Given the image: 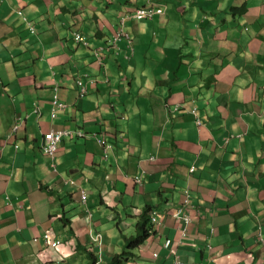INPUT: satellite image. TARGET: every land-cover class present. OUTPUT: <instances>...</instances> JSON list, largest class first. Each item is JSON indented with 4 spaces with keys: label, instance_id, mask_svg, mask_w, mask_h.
Listing matches in <instances>:
<instances>
[{
    "label": "crops",
    "instance_id": "crops-1",
    "mask_svg": "<svg viewBox=\"0 0 264 264\" xmlns=\"http://www.w3.org/2000/svg\"><path fill=\"white\" fill-rule=\"evenodd\" d=\"M164 1L171 4L163 22L171 16L168 27L175 36L189 30V37L182 34L181 39L186 46L179 51L176 43L166 44L161 26L144 24L147 30L143 39L138 37L137 60L123 62L128 49L120 43L119 56L105 61L111 83L95 86L98 91L70 113L93 117L85 125L88 131L103 133L108 143L126 145L116 147L119 170L102 160L94 141L79 144L66 138L53 160L39 150L45 133L75 130L77 123L67 113L51 118L49 99L55 79L48 63L36 58L40 48H30L35 39L29 38L20 57L33 60L32 65L24 70L19 65L16 71L0 66V264L90 261L84 251L76 250L90 244L93 229L105 230V241L112 238L107 255L112 258L117 253L111 245L117 240L116 230L123 239L127 237L122 230L129 223L126 214H138L132 206L145 205L165 214L157 236L142 249L146 260L159 253L155 264H175L178 258L184 264H264V0ZM175 3L187 5L186 12L177 11ZM243 4H248L246 15L232 16L231 8ZM9 8L5 16L14 20L11 9L17 5ZM38 8L42 5L36 3L31 9L38 13ZM85 18L82 29L95 35L96 21L91 14ZM44 26L42 35L30 37L40 38L55 48L52 51L64 52L53 59V66L59 70L63 63L71 64L63 77L66 84L75 87L77 76L92 78L97 73L100 67L91 52L65 40L67 26ZM243 26L250 30L243 31ZM136 28L130 24L131 31ZM105 32H99L91 45L104 43L114 33ZM153 34L157 35L154 41L162 43L155 54L148 46ZM3 58H10L9 51L0 54ZM123 71L131 75L124 81ZM61 73L56 80H61ZM68 90L62 91L67 101ZM18 124L16 137L12 133ZM139 167L148 172L143 187L134 182ZM70 181H77L79 191H88L86 206L77 188L65 183ZM43 186L54 188L62 201L70 203V223L65 225L61 219V198L56 200ZM187 189L191 201L183 215H191L189 225L173 217ZM97 205L111 209L115 226H101L104 212ZM121 206H128L129 212L124 211L125 218L120 213V226L116 211ZM46 230L62 240L59 252L46 251L42 240ZM166 240L172 242L170 249L163 247Z\"/></svg>",
    "mask_w": 264,
    "mask_h": 264
},
{
    "label": "clouds",
    "instance_id": "clouds-1",
    "mask_svg": "<svg viewBox=\"0 0 264 264\" xmlns=\"http://www.w3.org/2000/svg\"><path fill=\"white\" fill-rule=\"evenodd\" d=\"M179 1V0H178ZM12 3L17 5V8L12 10V17L14 20H11L9 18L10 15L5 16V14L9 11V5H12ZM41 4L42 8H38V13L35 11H32V7L36 4ZM169 1L164 0H0V54L5 53L6 51H9L10 58H3L0 59V66H5V68L11 67V70H17L16 68H19L21 66H24V69L28 68L29 65H32L34 61H28L20 60V57L25 55V52L23 51L27 42L30 39H35L37 43L35 45L30 46V48L34 49L36 47H39L41 51H37V57L41 60H48V66L50 68V76L55 79L51 90L50 95V103H51V109H50V116L54 120L59 117L61 114L67 113L70 120L74 123H77V129L71 130H60L55 131L51 130L47 133H45L44 137L41 140V145L39 147V150L43 153L44 156L50 157V160L56 159L58 157V153L60 151L61 144L64 139L70 138L71 140H75V142H78L79 144L87 141L95 142L97 145L100 146L102 151V160L106 163H109L115 168L119 170V162L116 155V147L117 145L125 146L120 142L115 143H108L104 139L103 133L101 132H94L91 133L85 128V125L89 123L92 118H81L78 116V113L75 116H71L70 113H72V110L76 109L78 107V104L85 100V98L91 97V94H94L98 91L96 87L100 84H110V74L109 69L107 67V64L105 63L106 59L110 56H119L121 47L120 43L125 42L127 45V56H123V62H126L127 64H130L131 60L135 58L137 60V50L139 47V41L138 37L135 38L133 35V32L135 30L142 31L141 28H136L135 30L131 31L130 24L133 27H136L139 22L144 21L143 24H151L152 26H161V31L164 32L166 36V44L169 43V45L172 43H176L177 40L174 33L169 29L168 23L171 20V16L168 19V22L164 24L163 18L167 17L169 6ZM246 5V6H244ZM243 6V7H242ZM239 7H232L234 8L232 13V16L234 17H242L246 15L248 11V4H243ZM174 8L177 11H181V8L183 9V14L186 12L187 5H184L181 7L179 4L174 5ZM240 9L241 11L237 16H235V9ZM86 14H91L94 20L96 21L97 28L93 33H96L95 35L90 34L89 32H86L82 30V26L84 25L86 18ZM62 17L64 21H60L59 17ZM161 18V19H160ZM148 22V23H147ZM19 23V24H18ZM60 23L62 26H67V32L68 35L65 36V40L68 41L70 44L75 45L76 48L78 47H84L87 50L91 52V56L94 58L95 63L99 64L100 69L97 71L95 75L92 76H84L76 77L77 86L70 87L69 84H66V80L63 78L69 71V68L71 64L69 62L63 63L60 65L59 70L53 66V59L58 57L59 55H65L63 51L59 52V49L52 51V47H49L46 42L41 40L40 38H31L30 36L38 37L39 35L43 34V29L46 28L44 24H57ZM20 27L25 28L29 32L30 35L26 34L25 31L20 30L17 31ZM243 31L248 32L249 26H243ZM105 31H113L112 37H105L104 43L98 45V46H92L90 40L94 39L98 36L99 32L106 33ZM143 38L142 36L139 37ZM157 38V35L152 36L151 39H148L150 42V49L155 54L156 50L159 48V46L162 45L161 42L154 41V39ZM184 43V42H182ZM177 44V43H176ZM178 45V44H177ZM186 46V45H182ZM44 47V48H43ZM189 47V46H187ZM85 49V50H86ZM179 51L181 48L178 45ZM13 52V53H11ZM14 53H17L16 56ZM150 58H148L149 60ZM38 60V59H37ZM40 61V60H38ZM180 64H184L183 59H179ZM28 66V67H26ZM67 67V69H64L65 72L61 73V69L63 67ZM120 66V64H119ZM121 69V68H120ZM21 70V69H19ZM21 70V71H22ZM124 70H128V68H124ZM61 73L60 76L62 77L61 80H56L57 74ZM135 71L133 70V73ZM15 73V72H14ZM122 77H124V80L129 79L131 76L130 74L127 75L126 71L121 72ZM103 80H99V78L103 77ZM96 86V87H95ZM65 87H69L68 91V98L69 101L65 100L63 97V89ZM180 106H177L175 108L176 111H178ZM40 106L35 107V113L39 115ZM194 113L196 111L194 110ZM198 125H201V122L198 120ZM15 127V126H14ZM20 124L16 125L14 132L12 133L13 136L16 134V137L19 135V129ZM12 137V136H11ZM6 144H2L1 148L4 149ZM128 147V145H127ZM16 148L18 149L19 146L16 145ZM2 151H0V159L2 157ZM5 151V149H4ZM56 169V167H54ZM191 173L195 171V167L193 166L191 168ZM148 174V172L142 168L139 167V172H137V175L134 177V182L136 185H139L141 187L145 184V176ZM66 184H70L72 187H74L76 190L78 184L76 181V184L70 182H65ZM53 188V187H52ZM42 189L49 194L52 197H55V199H60V205H61V219L64 220L65 225L70 223V218L67 217L68 214V206L70 203H65L62 201V197L59 196L57 192L49 189L47 186H43ZM78 193L80 195V202L86 206L88 204V196L89 193L83 188H80ZM69 192L66 193L67 197L69 198ZM184 201L182 202L181 207H178L174 213L173 217L177 221L184 220V223L186 225H189L192 223L191 215L185 214L183 215L184 211H188L191 196H190V190L187 189L185 192H183ZM78 201V203H80ZM65 204V205H64ZM63 205V206H62ZM98 208L103 209L101 205H97ZM118 206V205H116ZM133 210H138L139 213H129L127 214L129 219V224H131V221L134 220L132 223L134 227V235L132 237H124V239L129 240V243L133 246V248H138L141 250V254H135L133 253L134 262L132 264H139V262H142L141 260H146L142 256V248L150 245L151 239H154V237L157 235V229L162 225V222L165 220V214L161 211L155 210V208L150 205H145L143 208L138 206H132ZM123 211L129 212V207L125 206L122 207ZM146 209H149V223L147 225V229L149 230V234L146 238L143 239L140 243H135L137 239L138 234V225L143 221V214ZM121 210L118 209L116 213L118 214V217L120 215ZM87 212L89 213L90 217L92 218L93 213L91 210L87 208ZM123 221L118 218V225L121 226ZM90 238L89 242L90 244L84 245L83 247H80L76 250V245L74 244L75 250L77 251H84L88 256L90 260V264H110L114 257L117 255H124L123 258H128L126 264H130V258L128 257V253L124 254H114L112 258H109L108 250L104 251L105 246V230L103 229H93L90 231ZM186 230L183 231V238L186 236ZM44 242V247H46V251L48 252H59V249L63 245L62 240L58 239L57 236L54 234V232L50 230H46L45 234L42 237ZM36 241V240H35ZM78 241V240H77ZM79 244V243H78ZM171 240H166L163 243V247L170 249L171 248ZM80 245V244H79ZM127 247H125L124 250H126ZM212 249V248H210ZM75 252V251H74ZM140 252V251H139ZM92 257H91V256ZM107 256V258H106ZM62 258V257H61ZM159 253H154L152 258L147 259L145 264H155V261L158 260ZM141 259V260H140ZM152 259V260H151ZM63 261V260H61ZM158 262V261H156ZM160 264V263H157ZM175 264H184L182 260L179 258L176 259Z\"/></svg>",
    "mask_w": 264,
    "mask_h": 264
},
{
    "label": "rangeland",
    "instance_id": "rangeland-1",
    "mask_svg": "<svg viewBox=\"0 0 264 264\" xmlns=\"http://www.w3.org/2000/svg\"><path fill=\"white\" fill-rule=\"evenodd\" d=\"M144 23V21H141V22H139V24H138V28H141L142 29V33L140 34V31L139 30H135V32H133V35H134V37L135 38H137V37H140V36H142L143 35V33L144 32H146V30H147V27L143 24ZM148 23V22H147ZM182 34H184V35H186L187 37H189V30L188 29H183L182 30V33L181 34H177L176 36H178V38H177V40L175 41L178 45H179V47L180 48H182V45H183V43H182V41H181V39H182ZM179 35H181V36H179ZM176 36H173V37H176ZM140 39H143V38H140ZM148 46H150V42H149V44H148ZM24 60H26V59H24ZM46 62H49L48 60H46ZM24 67V66H23ZM131 73H132V71H131ZM134 77V76H133ZM145 84H147V82L145 81ZM152 91L153 90H155L154 89V87H153V85H152V89H151ZM149 98V97H148ZM7 121H9V120H5L4 121V123H6ZM96 181H99V182H101L100 181V178L97 176V179H96ZM120 205L121 204H119L118 206L120 207ZM117 206V207H118ZM120 212H121V214L124 216V214H125V212L123 211V209L122 208H120ZM104 212V215L102 216V222H103V224L101 225V226H107V225H109V224H113V226H115L116 225V221H112V219L109 217V215L112 213V211H111V209L108 207V208H103L102 210H101V213H103ZM127 225H129V226H127ZM123 229H124V232L127 234L126 236L127 237H132L133 235H134V227H131V224H129V223H127L126 225H124L123 227H122ZM116 238H117V240H115V242L114 243H112L111 245H112V247L113 248H115L116 249V251H117V253L118 254H124V253H126V251H127V253L129 254L128 255V257L130 258V261H131V263L130 264H132L133 262H134V257H133V253H135V254H141V250L140 249H138V248H133V246L129 243V240H127V239H123L122 237H121V233L118 231V230H116ZM110 240H112V238H107L106 239V243H105V246H104V251L106 250H108V243H109V241ZM125 247H127V249L126 250H124L125 249ZM140 251V252H139ZM107 252H109V251H107ZM91 256V255H90ZM92 257V256H91ZM106 258H107V256H106ZM141 260V259H140ZM142 261V260H141ZM91 262L90 261H84L82 264H90ZM140 264V263H139Z\"/></svg>",
    "mask_w": 264,
    "mask_h": 264
},
{
    "label": "trees",
    "instance_id": "trees-1",
    "mask_svg": "<svg viewBox=\"0 0 264 264\" xmlns=\"http://www.w3.org/2000/svg\"><path fill=\"white\" fill-rule=\"evenodd\" d=\"M246 6V5H244ZM243 7V6H242ZM234 8H231V12L233 11ZM243 9V8H240ZM239 8L235 9V16L239 14L241 11ZM149 209H146L144 214H143V221L138 225V234H137V239L135 243H140L143 241L144 238H146L149 234V230L147 229V225L149 223ZM124 255H117L114 257L113 261L110 264H126L128 258H123Z\"/></svg>",
    "mask_w": 264,
    "mask_h": 264
},
{
    "label": "bare ground",
    "instance_id": "bare-ground-1",
    "mask_svg": "<svg viewBox=\"0 0 264 264\" xmlns=\"http://www.w3.org/2000/svg\"><path fill=\"white\" fill-rule=\"evenodd\" d=\"M83 30V29H82ZM104 36V35H103ZM100 38V37H99ZM92 40V39H91ZM91 40H90V42H91ZM101 40V39H100ZM123 43V42H122ZM121 53V52H120ZM199 120H200V118H199ZM173 147H175V146H173ZM172 147V148H173ZM173 150V149H172ZM3 152V151H2ZM120 203V202H119ZM119 207V206H118ZM155 208V207H154ZM184 214V213H183ZM125 215V214H124ZM127 215V214H126ZM118 218H121V217H118ZM123 218V217H122ZM124 218H125V216H124ZM127 219V218H126ZM193 220V219H192ZM125 221V220H124ZM127 226H129V225H127ZM122 230H124V229H122ZM157 236V235H156ZM155 238V237H154ZM261 240V239H260ZM261 242V241H260ZM88 245V244H87ZM139 249V248H138ZM143 249V248H142Z\"/></svg>",
    "mask_w": 264,
    "mask_h": 264
}]
</instances>
